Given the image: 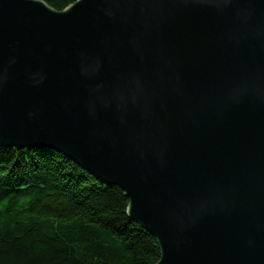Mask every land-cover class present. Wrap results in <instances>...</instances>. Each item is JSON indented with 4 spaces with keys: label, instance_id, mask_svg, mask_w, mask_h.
Here are the masks:
<instances>
[{
    "label": "water",
    "instance_id": "water-1",
    "mask_svg": "<svg viewBox=\"0 0 264 264\" xmlns=\"http://www.w3.org/2000/svg\"><path fill=\"white\" fill-rule=\"evenodd\" d=\"M0 146L120 187L156 264H264V0H0Z\"/></svg>",
    "mask_w": 264,
    "mask_h": 264
},
{
    "label": "trees",
    "instance_id": "trees-1",
    "mask_svg": "<svg viewBox=\"0 0 264 264\" xmlns=\"http://www.w3.org/2000/svg\"><path fill=\"white\" fill-rule=\"evenodd\" d=\"M64 11L79 0H42ZM123 190L59 151L0 146V264H156Z\"/></svg>",
    "mask_w": 264,
    "mask_h": 264
}]
</instances>
